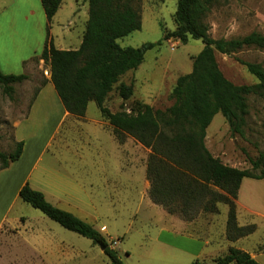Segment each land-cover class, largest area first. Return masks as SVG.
Here are the masks:
<instances>
[{
  "label": "rangeland",
  "instance_id": "rangeland-1",
  "mask_svg": "<svg viewBox=\"0 0 264 264\" xmlns=\"http://www.w3.org/2000/svg\"><path fill=\"white\" fill-rule=\"evenodd\" d=\"M30 2L31 0H0V13L4 12L5 8H10L5 14L7 18L0 20L2 21L0 30L12 29L18 32L17 28L11 25L12 15L15 23H23V28L18 34L19 47H15L14 53L13 51L5 53L15 62H12L8 69L10 71L4 72L28 75L26 81L14 85L12 97L6 96L0 87V151L5 153L14 152L16 149L15 126L27 116L37 91L51 76L50 66L43 60L31 59L26 63L25 73L20 59L33 57L35 52L40 54L48 33L50 37H54L56 47L77 50L81 45L88 17L87 0H63L58 13L49 24L51 28L48 26L47 31H44L43 22L41 30L37 19L25 20L26 11L32 7L27 6ZM11 3L13 4L9 5ZM135 5L142 18V29L119 40V44L122 47L133 48L147 43L162 44L149 50L141 66L125 74L115 85L104 103L112 113L119 111L132 113L137 102L150 105L155 110H165L172 106L170 95L177 79L192 71L193 57L204 47L201 40L190 39L187 44L174 39L164 40L163 28L175 29L173 15L177 10L178 0H140ZM40 7L42 8L41 3ZM205 22L210 26L209 33L214 39L242 38L251 33L264 36V0H221L213 6ZM216 58L225 77L237 85L258 83L240 61L257 63L264 68V49L245 48L231 55L216 53ZM120 84H133V97L124 101L118 92ZM53 91H56L53 86L43 89V96L36 108L39 110L37 115L39 119L25 131L29 136L27 141L29 160H34L41 152V146L49 140L51 130L56 124L57 119L54 116L50 123L45 117L44 125L40 123V119H43L41 112L52 109L48 96L53 95ZM248 104L249 113L243 136L232 134L222 114L215 116L206 132L205 143L208 150L223 164L238 169L251 168L249 160L257 159L259 153L264 151V96L251 95ZM139 143L130 135H126L124 142L119 143L109 121L101 114L96 103L91 102L84 117L67 118L60 131L50 141L33 179L44 181L45 187H42L44 194L52 204H54L52 195L59 193L62 199L66 200L65 204L71 208L70 211L63 210L94 226L105 237L108 245L118 250L124 264H168L165 250L160 249L156 243L162 229L161 223L166 217L216 225L223 237L228 239V205L220 203L217 213H206L203 205L195 203L188 205L187 208L177 197L173 198L171 206L178 210V213L171 214L166 207L156 204L151 199L150 192L149 197L157 207L150 204L149 198L143 197L141 189L139 190L141 176L142 171L147 176L152 150L142 147ZM133 166L139 168L135 180L123 178L124 188L120 190L107 186L104 175L113 179L116 175H128L134 171ZM212 189L225 194L219 188ZM12 199L13 197L10 199L3 197L0 205L5 207ZM184 208L188 210V215L181 214ZM75 211L81 212L79 213L81 215ZM82 212L85 214L82 215ZM15 215L28 217L30 223L40 229L37 241L29 240L31 248L44 249L51 259V264H111L99 244L96 245L92 240L63 228L39 210L23 202L21 198L14 203L10 217ZM238 220L239 225H245L243 217L238 216ZM256 223L250 221L249 224ZM102 226H106V229H101ZM263 238L262 226L246 240L230 242L229 246L250 247L255 243L262 244L260 241ZM226 248L227 246L222 249L223 253L226 252ZM21 250H24L21 253L23 254L21 264H31V251L24 246ZM11 258L13 259V255L7 257L8 260L1 264H12ZM189 262L192 263L186 261L187 264H191Z\"/></svg>",
  "mask_w": 264,
  "mask_h": 264
},
{
  "label": "trees",
  "instance_id": "trees-1",
  "mask_svg": "<svg viewBox=\"0 0 264 264\" xmlns=\"http://www.w3.org/2000/svg\"><path fill=\"white\" fill-rule=\"evenodd\" d=\"M138 1L87 0L88 18L80 47L60 50L48 33L42 52L33 60H43L50 66L51 83L69 114L84 117L89 103L95 102L119 143L130 135L152 150L147 176L152 185L150 197L156 204L163 205L171 214L178 213L171 206L173 198L177 197L187 208L195 203L203 205L206 213H217L220 203L228 205V240L235 242L249 237L258 227L256 224H238L236 201L244 178L264 179V151L257 159L249 160L251 168L238 169L215 157L206 147L205 140L207 129L217 114L223 115L232 134L243 136L249 96H264L262 65L240 61L258 83L237 85L221 71L216 53L231 55L245 48L264 49V36L251 33L242 38L214 39L205 20L221 0H178L173 15L175 29L163 28L164 40H179L182 44H187L190 39L201 40L204 47L193 57L192 71L177 79L170 95L172 106L155 110L137 102L132 113H112L104 103L115 85L125 74L141 66L149 50L162 44L147 43L138 48L119 44V40L142 29V18L135 5ZM62 2L41 0L49 24ZM27 79L26 74H4L0 70V87L8 97H12L15 84ZM45 85L46 82L35 98ZM118 92L124 101L129 100L134 94L133 84H120ZM15 147L11 153L0 151V171L21 158L24 142H17ZM213 187L225 194L214 191ZM19 197L63 228L92 240L96 245L104 244V254L111 264H124L118 250L108 245L94 226L49 202L43 192L27 183L21 188ZM181 214L188 215L189 212L184 208ZM193 264L206 263L197 261ZM211 264L259 263L248 252L230 248L226 255Z\"/></svg>",
  "mask_w": 264,
  "mask_h": 264
},
{
  "label": "crops",
  "instance_id": "crops-1",
  "mask_svg": "<svg viewBox=\"0 0 264 264\" xmlns=\"http://www.w3.org/2000/svg\"><path fill=\"white\" fill-rule=\"evenodd\" d=\"M31 2L27 4V6L32 7L28 11H26V18L24 17L25 20L34 21V19H37L39 21V28H41L43 22L44 31H47V27L50 25L48 23L43 6L42 8L40 7L41 0H31ZM13 3L9 5H12ZM9 9L10 8H5V11L0 13V20L7 18L5 14ZM14 21L15 19L12 15L11 25L17 28L18 32L12 29H10V31L0 30V70L3 72L4 70L10 71L8 69L12 65V62H15L12 61L13 58H9L5 55V53L7 54L11 51H13L14 53V49L16 47L15 45H17V40L19 42L18 34L23 28V23H15ZM1 23L2 21H0V24ZM10 37L12 38L10 39ZM50 39L53 41L54 44V37L51 36ZM45 43L46 41L44 42V46ZM56 48L64 50L59 47ZM36 53L37 52L33 54V57L30 56V58L27 59H24L22 57L20 59V63L24 67L25 73H27L26 63L31 61V59H33L35 56L39 55ZM4 73L10 74L11 72ZM51 84V76H49L46 81V86H44L43 89L45 87L47 88L48 86H53V84ZM43 89L40 90L39 94L33 101L27 116H25L22 120L18 121L15 126V142H24V149L21 158L18 161L12 163L8 168L0 171V202L3 197H9V199L13 197L12 201H9V203L5 207H2L0 205V264L2 262L5 263L8 260L7 257H10L11 255H13V259L11 258L10 263L21 264L23 262V260H20L21 255H23L21 253L24 251L21 250V247L23 246L26 247L32 253L30 259L31 264L52 263L51 259L49 258V256H47V252L44 249L39 250L37 248H31V243L29 240L33 239L37 241V235L40 232V229L37 226L31 224L29 218L26 216L15 215L14 217H10L13 211L14 203L17 201L18 198H20V190L27 183L33 189L43 191V193H45L42 188L45 187L43 186L45 184L44 181L41 179L34 180L33 178L40 168L39 164L43 158V155L47 152V148L50 144V141L60 131L67 118L73 116L65 110L59 96L55 93L56 91H53V95L49 94L48 98H50L51 100L50 102L52 104V109L47 110L45 112H41V117H43V119H40V123L42 126L44 125V117L48 121V123H50V119L53 116L55 119H57V121H55L56 124L51 130L52 133L49 140H46L45 144L41 146V152H39V154L35 157L34 160H29V157L27 155V141L29 139V136L25 133V131L29 128V126H32V123L37 122V119H39L37 118L39 110H36V108L38 102L40 101V98L43 96ZM141 146L145 147L142 144ZM132 170L134 171L128 175H116L115 179L104 175L107 186L116 187L118 190L124 188L122 186L123 178H131L132 180H135L138 177L137 174L139 172V168L133 166ZM137 182L139 186V180ZM151 187L152 185L150 183V180L146 176L145 172L142 171L141 184L139 190L141 189L143 197L149 198L150 204L152 206L157 207L149 197ZM52 197H54L53 202L57 207L65 210L71 209L69 205L65 204L66 200L62 199V196L59 193L57 195H52ZM236 203L237 216H241L244 218L246 222L245 225L249 224L250 221H253V223L257 222V230H259L262 226L264 227V179L256 180L251 178H244L239 189L238 199ZM75 213L81 215L79 214L81 212L75 211ZM83 214L85 213L82 212V215ZM161 226L162 229L156 239V243L160 249L165 250L168 257V259H166V262L168 264H178L183 262L187 264L188 262L186 263V261L188 260L192 261V263L189 262L191 264L197 261L206 264H211L215 259L226 255L230 248H236L229 246L230 242L236 243L239 241L246 240V238H248H242L233 242L223 237L216 225H209L208 223L202 222H187L177 217H172V219H168L166 217V219L161 223ZM101 229L105 230L106 226H102ZM260 242H262V244L257 245L255 243L250 247L243 245L240 246L238 249L248 252L252 256V258H254L259 264H264V250L262 249V247L264 246V238ZM115 243H117V241ZM225 246H227L225 250L226 252L223 253L222 249H224Z\"/></svg>",
  "mask_w": 264,
  "mask_h": 264
},
{
  "label": "water",
  "instance_id": "water-1",
  "mask_svg": "<svg viewBox=\"0 0 264 264\" xmlns=\"http://www.w3.org/2000/svg\"><path fill=\"white\" fill-rule=\"evenodd\" d=\"M100 245V247H101V249H102V251H105V249H106V246L104 245V244H99Z\"/></svg>",
  "mask_w": 264,
  "mask_h": 264
},
{
  "label": "bare ground",
  "instance_id": "bare-ground-1",
  "mask_svg": "<svg viewBox=\"0 0 264 264\" xmlns=\"http://www.w3.org/2000/svg\"><path fill=\"white\" fill-rule=\"evenodd\" d=\"M5 37V36H4ZM28 37V36H27ZM12 37H10V39H11ZM17 38V37H16ZM16 40V39H15ZM1 41H2V38H1ZM21 41V40H20ZM17 42H18V40H17ZM16 42V44L17 45H19L18 43ZM22 43H23V41H21ZM4 43V42H3ZM17 45H15V46H17ZM6 48V47H5ZM4 50V49H3ZM7 51V50H6Z\"/></svg>",
  "mask_w": 264,
  "mask_h": 264
}]
</instances>
